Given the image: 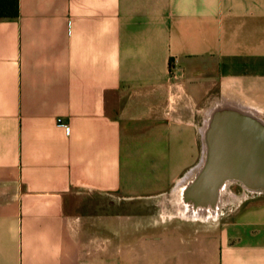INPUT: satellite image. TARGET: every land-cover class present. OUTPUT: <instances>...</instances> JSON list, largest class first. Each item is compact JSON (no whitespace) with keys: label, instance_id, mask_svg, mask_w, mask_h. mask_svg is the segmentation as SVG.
I'll list each match as a JSON object with an SVG mask.
<instances>
[{"label":"crops","instance_id":"obj_1","mask_svg":"<svg viewBox=\"0 0 264 264\" xmlns=\"http://www.w3.org/2000/svg\"><path fill=\"white\" fill-rule=\"evenodd\" d=\"M221 95L264 117V0H18L0 20V264H264V200L163 207Z\"/></svg>","mask_w":264,"mask_h":264},{"label":"water","instance_id":"obj_2","mask_svg":"<svg viewBox=\"0 0 264 264\" xmlns=\"http://www.w3.org/2000/svg\"><path fill=\"white\" fill-rule=\"evenodd\" d=\"M201 156L172 192L186 218L219 214L229 189L264 198V117L254 106L221 95L207 105L200 128Z\"/></svg>","mask_w":264,"mask_h":264},{"label":"trees","instance_id":"obj_3","mask_svg":"<svg viewBox=\"0 0 264 264\" xmlns=\"http://www.w3.org/2000/svg\"><path fill=\"white\" fill-rule=\"evenodd\" d=\"M18 17V0H0V20Z\"/></svg>","mask_w":264,"mask_h":264},{"label":"rangeland","instance_id":"obj_4","mask_svg":"<svg viewBox=\"0 0 264 264\" xmlns=\"http://www.w3.org/2000/svg\"><path fill=\"white\" fill-rule=\"evenodd\" d=\"M211 102V101H210ZM210 102H208V104L210 103ZM230 190L231 191H236L237 192V196H239V193L241 192L240 191V189L238 188V187H236V186H232L231 188H230ZM171 201L169 202V203H167V204H165L163 207H165V208H169V207H171V205L172 204H174L173 203V198L171 197ZM253 200L254 201H256V200H258V201H260V200H264V198H253ZM229 202H232V198L230 197L229 198ZM112 207H115V203H113L112 201H110V208H112ZM158 207H161V206H158Z\"/></svg>","mask_w":264,"mask_h":264},{"label":"built area","instance_id":"obj_5","mask_svg":"<svg viewBox=\"0 0 264 264\" xmlns=\"http://www.w3.org/2000/svg\"><path fill=\"white\" fill-rule=\"evenodd\" d=\"M66 133L69 132V128L67 126H64Z\"/></svg>","mask_w":264,"mask_h":264}]
</instances>
